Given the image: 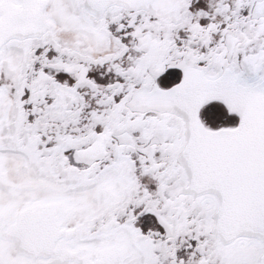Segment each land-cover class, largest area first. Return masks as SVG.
Returning <instances> with one entry per match:
<instances>
[{
    "label": "snow or ice",
    "instance_id": "snow-or-ice-1",
    "mask_svg": "<svg viewBox=\"0 0 264 264\" xmlns=\"http://www.w3.org/2000/svg\"><path fill=\"white\" fill-rule=\"evenodd\" d=\"M0 264H264V0H0Z\"/></svg>",
    "mask_w": 264,
    "mask_h": 264
}]
</instances>
